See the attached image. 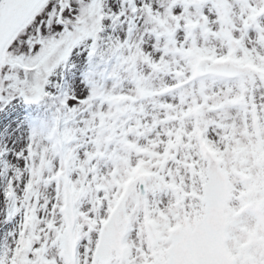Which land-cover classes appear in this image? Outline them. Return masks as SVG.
<instances>
[{"label": "snow or ice", "instance_id": "1", "mask_svg": "<svg viewBox=\"0 0 264 264\" xmlns=\"http://www.w3.org/2000/svg\"><path fill=\"white\" fill-rule=\"evenodd\" d=\"M0 264H264V0H0Z\"/></svg>", "mask_w": 264, "mask_h": 264}]
</instances>
